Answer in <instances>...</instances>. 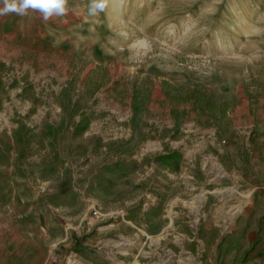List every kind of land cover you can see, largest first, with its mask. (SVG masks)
I'll list each match as a JSON object with an SVG mask.
<instances>
[{"label":"rangeland","instance_id":"1","mask_svg":"<svg viewBox=\"0 0 264 264\" xmlns=\"http://www.w3.org/2000/svg\"><path fill=\"white\" fill-rule=\"evenodd\" d=\"M88 5L0 16V264H264V0Z\"/></svg>","mask_w":264,"mask_h":264},{"label":"clouds","instance_id":"2","mask_svg":"<svg viewBox=\"0 0 264 264\" xmlns=\"http://www.w3.org/2000/svg\"><path fill=\"white\" fill-rule=\"evenodd\" d=\"M0 16L15 13L19 16H26L29 10L39 12L44 21L53 17H63L68 15L69 0H0ZM108 4V0H89L88 14L96 16L103 12Z\"/></svg>","mask_w":264,"mask_h":264},{"label":"trees","instance_id":"3","mask_svg":"<svg viewBox=\"0 0 264 264\" xmlns=\"http://www.w3.org/2000/svg\"><path fill=\"white\" fill-rule=\"evenodd\" d=\"M176 157H178V153L175 152V153H172L170 155H165L161 159H162L163 162L171 164V163H174V161H175L174 159Z\"/></svg>","mask_w":264,"mask_h":264},{"label":"crops","instance_id":"4","mask_svg":"<svg viewBox=\"0 0 264 264\" xmlns=\"http://www.w3.org/2000/svg\"><path fill=\"white\" fill-rule=\"evenodd\" d=\"M0 151H1V148H0Z\"/></svg>","mask_w":264,"mask_h":264}]
</instances>
